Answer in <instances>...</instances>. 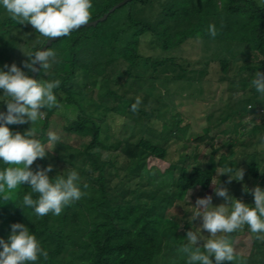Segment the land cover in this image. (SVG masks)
I'll return each mask as SVG.
<instances>
[{"label":"trees","instance_id":"trees-1","mask_svg":"<svg viewBox=\"0 0 264 264\" xmlns=\"http://www.w3.org/2000/svg\"><path fill=\"white\" fill-rule=\"evenodd\" d=\"M121 1L92 0L89 22L100 19ZM257 2L132 0L105 21L72 31L47 48L56 53V60L47 71L42 69L36 79L61 81L54 89L60 107L44 109L46 118L38 120L32 127L34 138L44 145L48 144V132H55L60 137L55 146L59 153L55 159L51 154L44 159L38 158L30 170L35 172L52 165L53 171L47 175L54 179L57 175L67 176L68 172L62 167L76 169L81 191L87 194L65 206L58 216L49 213L38 217L33 208L23 205L26 194L31 193L33 199L38 194L32 193L27 183L22 184L8 208L0 211V239L7 242L11 225L23 224L48 252L47 260L40 257L35 264H187V255L179 249L188 243L186 233L190 229L182 220L174 222L169 216L171 209L183 201L191 189L203 193L210 191L218 169L225 166L239 169L244 159H250L244 164V179H249V183L256 182L264 190V171L256 156L264 149L256 145L253 151L250 143L249 148H240L237 153L234 139H225L223 135L232 128L221 125L214 128L220 143L214 145L211 142L207 167L197 165L188 169L178 162L169 163L165 170H160L156 163H162L168 157V151L158 146L160 136L163 135L164 141L166 134L164 144L170 140L179 143L190 126L177 107L172 106L174 110L169 111L170 104L160 103L147 93L138 94L136 86L142 81L152 83L158 72H164L168 67L177 69L180 77L204 71L203 74L200 72V78L210 81L212 73L208 66L211 64L214 76L221 81L228 73L247 77V81L238 82L236 92L241 93L238 87L248 88L250 94H254L248 102L252 103L255 96L264 95L258 94L252 84L257 71L264 74V1ZM210 24L218 30L215 38L208 34ZM47 40L30 24L13 20L0 6V71H8L4 66H10L11 61L20 62L18 67L31 78L32 72L23 67V62L28 61L24 54L40 50ZM230 41L253 45L258 60L252 63H237L230 57L202 60L192 54L191 45L195 50L198 43L219 42L226 46ZM225 85L229 90L235 89L230 82ZM137 97L142 103L139 111L134 113L130 109ZM7 99L0 103V112H6L4 102ZM239 104L245 105L242 99L237 101ZM256 106L252 103L251 109L245 107L244 110L252 115ZM126 111L147 119L148 123L146 127H133L129 139L123 140L118 134L120 128H113L111 132L109 125L115 124L116 119L122 121ZM163 112L167 113L168 122L160 123ZM207 114H212L208 115L210 119L213 111H207ZM245 114L242 111L227 113L224 106L218 119L230 117V124L236 123L237 128ZM152 123L158 124L160 132L154 130ZM124 124L125 119L121 126ZM6 126L13 134L24 133L31 123ZM208 128L210 126L203 129L205 134L196 142L209 139ZM145 133L154 136L153 143L145 139ZM238 134L239 131L235 135ZM219 148L226 151L214 159ZM104 153L124 156L125 166L103 161ZM80 157L81 167L78 166ZM9 166L0 161V170ZM112 177H116V183H112ZM217 180L220 186L228 181L221 176ZM232 181L234 193L238 186ZM85 183L89 186L87 189L83 187ZM250 190L246 196L253 199L248 205L251 207L254 197ZM212 206L219 204L212 202ZM231 239L235 259L222 264H264V242L256 240L247 226L240 235L232 233ZM203 243L200 241L195 247L202 248ZM210 259L216 264L214 257Z\"/></svg>","mask_w":264,"mask_h":264},{"label":"clouds","instance_id":"clouds-1","mask_svg":"<svg viewBox=\"0 0 264 264\" xmlns=\"http://www.w3.org/2000/svg\"><path fill=\"white\" fill-rule=\"evenodd\" d=\"M0 6L13 20L19 24H30L35 32L49 40L69 36L72 31L88 25L92 18V0H0ZM208 34L212 38L218 35L214 24L208 26ZM24 55L28 61L23 62V67L30 72H41L42 69L47 71L56 60V53L51 49ZM37 63L39 68L34 67ZM4 67L8 71H0V90H3V97L8 99L4 102L6 112H0V161L11 166L0 170V193L5 190L11 192L27 183L32 193L38 195L33 199L31 193L26 194L23 205L33 208L38 217L49 213L58 216L65 206L87 194L81 191L78 173L73 170L66 177L57 175L50 179L47 173L53 171L52 165L35 172L30 170V166L38 158L44 159L60 141L55 132H48V145L52 147L46 149L40 140L34 138L35 130L32 126L46 118L44 109L60 107L54 89L59 87L61 81L30 78L15 63ZM252 84L257 92L264 93V74L257 71ZM141 103V98L137 97L130 110L138 112ZM248 106V109L252 108L250 104ZM260 108L261 113L264 108ZM29 122L31 127L24 133L13 134L6 126ZM261 147H264V137L261 138ZM244 174L243 169L234 170L229 166L219 169V176H228L227 183L232 180L243 181ZM213 186L214 194L223 198L224 203L213 207L211 195L197 198L192 220L202 218V224L195 227V231H187L188 243L179 249L187 255V264H213L211 257L215 258L216 264L232 262L235 254L231 234L243 230L245 226L256 240L264 242V190L259 186L250 190L254 197V206L250 207L229 196L228 189L219 183ZM83 187L87 189L89 186L85 183ZM243 190L249 192L246 186ZM3 200L8 201L10 197L3 196ZM202 231H207L209 236L206 238L201 235ZM201 240L204 241L203 247H195ZM0 248V264H35L40 257L48 259V252L42 248L36 236L20 223L11 225L8 241L0 239Z\"/></svg>","mask_w":264,"mask_h":264},{"label":"rangeland","instance_id":"rangeland-1","mask_svg":"<svg viewBox=\"0 0 264 264\" xmlns=\"http://www.w3.org/2000/svg\"><path fill=\"white\" fill-rule=\"evenodd\" d=\"M228 43L229 45L226 46H222L219 42H204L201 44L198 43L197 45H195V50L194 45H191V49L192 51H194V53L192 54L194 57H197L199 59L201 58L202 60L220 58H222L223 60L224 57H230L231 60H235L237 63H252L258 60L257 54L253 52V45H241L233 43V41H230ZM243 49H247V53L242 52ZM235 57H237V59ZM19 63L20 62L16 63L17 67L19 66ZM9 64L11 66L13 62L11 61ZM208 67L210 69V72L212 73V76H210V81H206L204 79L202 80V78H200V72L203 74L204 71L199 70L195 71V74H193L194 72H192L187 75H182L180 77V74L178 73L177 69L168 67L166 71L158 72L155 77V80L152 83L149 81H142L138 86H136L137 88L135 87L136 91L139 92L138 94L147 93L155 100H158L160 103H165L167 105L170 104L171 108L169 109V111L174 110L172 109V106L177 107V110H179V112H181L182 115L186 117L187 122L190 126L187 130L186 137L179 143L176 140H170L167 144H164L167 141V136L166 134H164V136L166 137V140L164 141H162L163 135L160 136L159 139L161 141H158V146H163L168 151L167 159L162 163H156V166H158L157 168H159L160 170H165L169 163L178 162L185 165L188 169L197 165L207 167V160L209 159V155L211 154V142H213L214 145H218V143H220V141L215 137L216 131L214 128L219 127L221 125H223V127L225 128H232L231 131L223 135L225 136V139L229 137H232L234 139L237 145V153L240 148H249L250 143H252L250 147L253 151L255 150L256 145H259L261 147V138L264 137V129H262L264 127V111H262L261 113L259 111L261 109L260 107L264 108V95L255 96L252 103L257 104V106L258 104H260V107H254L252 115L249 114V116L244 109L245 107H247L246 110H248L249 104L252 106V103L248 102V100L250 98V95L253 96L254 94H250L248 88H246L245 90L243 89V87H238V89L241 90V93L236 92L238 82L247 81V77L236 76L234 74L228 73L227 76L223 77L224 81H221L219 77L214 76L215 73L214 71L212 72L213 66L210 64ZM194 79H196L197 81H195ZM221 82H227V84H229L230 82L232 86L235 87V89L232 88L231 90H229L226 87L225 83L223 84ZM260 93L261 92H259L258 94ZM3 95V90H0V103L3 102L6 98L3 97ZM255 95H257V92ZM239 99H242L243 103H245L246 106H241V104L237 105V101ZM151 101H153V99H151ZM224 106H226L227 108V113H240L241 111L243 113H246L242 119L241 124L237 125V128L235 126L236 123L230 124V117L224 120H220V118L218 119V115L221 111L223 112ZM160 111H162V109H160ZM207 111H213V116L210 119L208 118V115L212 114H207ZM167 116V113L164 114L163 112L162 117H159L160 119L158 122H168ZM122 119H125L124 126H121V124H123V120L120 121L116 119V123L109 125V129L111 132H113V128H120V133L118 132V134L119 137L123 140L129 139V133L133 127H135L136 125L146 127L148 123L147 119L142 118L141 116L129 111H126L123 114ZM100 120L101 119H99V121ZM152 126L154 130H160V127H158L157 123H152ZM208 126H210V128H208L210 131V135H208L209 139L205 141L196 142L195 140L198 137L203 136L205 134V130L203 131V129ZM168 128L170 129V127ZM212 129L213 131H211ZM238 131L240 134L235 135ZM242 136H245V138H242ZM145 139L150 143H153L155 140L154 136H152L151 133H145ZM45 147L46 149H50L52 146L45 144ZM261 149L263 150L264 147H261ZM225 151L226 149L222 150L221 148H219V151L213 155V158H217L219 153ZM246 151L248 152V154L250 153V150ZM58 153L59 151L55 147V149L48 154H51V156L55 159ZM256 154L258 162H260L261 169L262 171H264V152H257ZM102 160H110L111 163L116 166H125L126 162V158L124 156L119 155L118 153H104L102 155ZM244 160L245 161L242 162V167L239 169H243L245 173L246 169L244 164L246 163V161H250V159ZM78 166H82L81 157L78 159ZM62 169L66 172L73 171V169L70 168L65 169L64 167H62ZM74 171H76V169H74ZM218 178H220L219 169L215 173V178L213 181L214 185H218ZM221 178L223 180H226L228 179V176L222 175ZM233 181L238 186L237 191L234 193H232V187H234V185L231 183L223 182V187H226L228 189L229 196L241 201L246 205L252 203L253 199H250L248 196H246L247 192H245L243 188L244 186H246L249 189H253L257 186V183L254 181L249 183V179L244 178L243 181ZM112 183H116V177H112ZM19 187L15 190H12L11 192L5 190V192L1 194L0 211L4 212L5 209L8 208ZM213 188L214 187H212L211 190L207 191L206 193H203L199 189H191L184 196L183 201L177 202L176 205L171 209V213L169 216L174 219V222H176V219H179L182 220L183 223H188L187 225L189 226V229L195 231V227H200V221L202 220V218L199 217L195 220H192V216L196 211L194 207L196 206L195 202L197 198H204L207 195H211L213 204L216 202L219 205L224 203V199H221V197H217L214 194ZM3 196H9L10 200H3ZM219 199L221 202H219ZM242 231L243 230L237 231V233H239L240 235L242 234ZM201 235L207 238L209 236V233H207V231H202Z\"/></svg>","mask_w":264,"mask_h":264},{"label":"water","instance_id":"water-1","mask_svg":"<svg viewBox=\"0 0 264 264\" xmlns=\"http://www.w3.org/2000/svg\"><path fill=\"white\" fill-rule=\"evenodd\" d=\"M132 0H122L121 2H119L118 4L114 5L106 14H104L100 19L93 21V22H89L88 25L86 26H82V27H89V26H95L98 22H103L107 19V17L113 13L115 10H117L118 8L126 5L127 3L131 2ZM81 27V28H82ZM59 38H54V39H48L45 44L43 45V47L40 50H46L47 48H49L54 42H56ZM34 67L39 68V63H37ZM39 72H32L31 74V78L36 79L37 75Z\"/></svg>","mask_w":264,"mask_h":264}]
</instances>
